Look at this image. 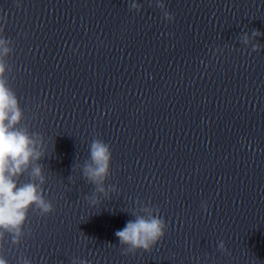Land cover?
Masks as SVG:
<instances>
[{
  "label": "water",
  "instance_id": "95a60500",
  "mask_svg": "<svg viewBox=\"0 0 264 264\" xmlns=\"http://www.w3.org/2000/svg\"><path fill=\"white\" fill-rule=\"evenodd\" d=\"M24 112L23 123L43 135L46 198L55 212L28 214L19 246L4 242L9 264L21 255L31 264H71L73 257L90 264H264V190L233 182L185 165L105 130L39 95L9 76ZM99 137L112 149L111 175L117 188L110 199L91 206L85 199L94 186L74 165L89 158ZM28 175L21 177L27 182ZM158 207L168 224L163 240L151 252L123 255L115 233L134 217L135 200ZM207 202L208 211L201 204ZM223 240L230 254L218 249Z\"/></svg>",
  "mask_w": 264,
  "mask_h": 264
},
{
  "label": "clouds",
  "instance_id": "9594fccd",
  "mask_svg": "<svg viewBox=\"0 0 264 264\" xmlns=\"http://www.w3.org/2000/svg\"><path fill=\"white\" fill-rule=\"evenodd\" d=\"M157 6L162 10L164 19L174 20L173 14L165 9L163 3H158ZM129 7L139 11L141 5L133 0ZM261 35L264 34L255 29L250 35L243 32L239 35V42L245 46L251 45V51L258 52L261 45L253 43V40ZM13 53L12 40L4 36V28L0 26V264H9L4 256L6 237H10L12 245L19 246L26 235H32L31 228L26 230L30 211L41 217L55 212L54 204L46 198L43 187L46 176L44 165L40 161L46 155L44 137L39 132L30 131L29 126L23 123L24 112L10 84L9 74L12 68L8 57ZM111 162L110 144L96 137L89 145V158L83 165H74L72 168V175L68 177L70 182L75 183L73 173L79 172L86 182L94 186L91 194L84 196L91 206L99 205L101 197L110 199V193L118 191L114 185L106 187L111 175ZM25 174L29 179L21 182V177ZM201 207L203 211H208L207 202H202ZM127 212L134 219L127 221L125 227L115 233L122 247V254L127 256L138 251L151 252L164 239L168 230L160 209L137 198L135 207ZM218 249L230 254L223 240L219 241ZM18 264H31V260L21 255ZM71 264L90 262L73 257Z\"/></svg>",
  "mask_w": 264,
  "mask_h": 264
}]
</instances>
